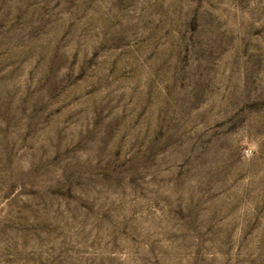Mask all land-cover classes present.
Wrapping results in <instances>:
<instances>
[{
  "label": "rangeland",
  "instance_id": "obj_1",
  "mask_svg": "<svg viewBox=\"0 0 264 264\" xmlns=\"http://www.w3.org/2000/svg\"><path fill=\"white\" fill-rule=\"evenodd\" d=\"M0 264H264V0H0Z\"/></svg>",
  "mask_w": 264,
  "mask_h": 264
},
{
  "label": "built area",
  "instance_id": "obj_2",
  "mask_svg": "<svg viewBox=\"0 0 264 264\" xmlns=\"http://www.w3.org/2000/svg\"><path fill=\"white\" fill-rule=\"evenodd\" d=\"M245 154H246L247 156H250L251 151L247 149V150L245 151Z\"/></svg>",
  "mask_w": 264,
  "mask_h": 264
}]
</instances>
